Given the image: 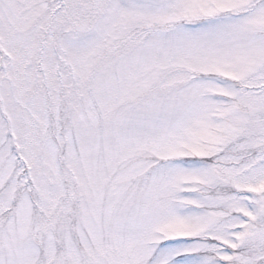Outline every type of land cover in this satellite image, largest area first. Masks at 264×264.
Here are the masks:
<instances>
[{
  "label": "snow or ice",
  "instance_id": "6c2138e0",
  "mask_svg": "<svg viewBox=\"0 0 264 264\" xmlns=\"http://www.w3.org/2000/svg\"><path fill=\"white\" fill-rule=\"evenodd\" d=\"M0 264H264V0H0Z\"/></svg>",
  "mask_w": 264,
  "mask_h": 264
}]
</instances>
